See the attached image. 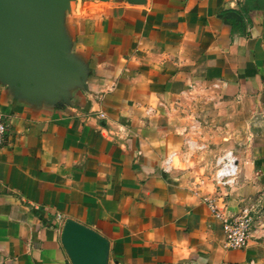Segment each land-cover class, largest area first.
Masks as SVG:
<instances>
[{"label":"crops","instance_id":"0c3cea01","mask_svg":"<svg viewBox=\"0 0 264 264\" xmlns=\"http://www.w3.org/2000/svg\"><path fill=\"white\" fill-rule=\"evenodd\" d=\"M62 24L86 70L68 101L0 80V264H72L68 218L109 241L108 264H264V0H66ZM192 119L243 132L233 186L166 164ZM209 202L256 205L245 247Z\"/></svg>","mask_w":264,"mask_h":264},{"label":"water","instance_id":"95a60500","mask_svg":"<svg viewBox=\"0 0 264 264\" xmlns=\"http://www.w3.org/2000/svg\"><path fill=\"white\" fill-rule=\"evenodd\" d=\"M65 2L0 0V80L17 94L62 102L69 87L84 84L62 24ZM61 241L72 264H108L109 241L88 226L66 219Z\"/></svg>","mask_w":264,"mask_h":264},{"label":"rangeland","instance_id":"374dc122","mask_svg":"<svg viewBox=\"0 0 264 264\" xmlns=\"http://www.w3.org/2000/svg\"><path fill=\"white\" fill-rule=\"evenodd\" d=\"M198 121L192 119L189 134L186 135L179 151H175V154L179 155L178 153H180L184 160L185 170L188 171L190 179L193 180L199 190L209 191L208 189L213 187L216 189L229 188L236 181L229 185L217 181L216 160L227 151H232L236 155V151L239 149L238 140L243 132H230V135L226 136L225 132L219 130L213 136L209 130H201Z\"/></svg>","mask_w":264,"mask_h":264},{"label":"built area","instance_id":"2783aa9c","mask_svg":"<svg viewBox=\"0 0 264 264\" xmlns=\"http://www.w3.org/2000/svg\"><path fill=\"white\" fill-rule=\"evenodd\" d=\"M102 114V113H101ZM7 124L0 115V146L3 143ZM172 152L166 159V164L170 162ZM216 179L221 184L235 183L238 173V158L232 151L225 152L216 160ZM213 214L219 218L223 224L224 230V245L229 248H243L247 245L248 239L253 230V212L256 211L255 204H246L241 210L232 216H227L218 209L216 204L209 202Z\"/></svg>","mask_w":264,"mask_h":264}]
</instances>
